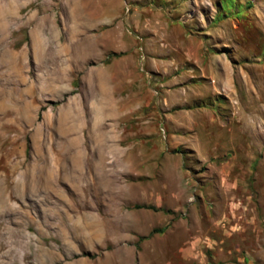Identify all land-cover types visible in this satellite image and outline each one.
<instances>
[{
  "label": "rangeland",
  "instance_id": "1",
  "mask_svg": "<svg viewBox=\"0 0 264 264\" xmlns=\"http://www.w3.org/2000/svg\"><path fill=\"white\" fill-rule=\"evenodd\" d=\"M0 264H264V0H0Z\"/></svg>",
  "mask_w": 264,
  "mask_h": 264
}]
</instances>
